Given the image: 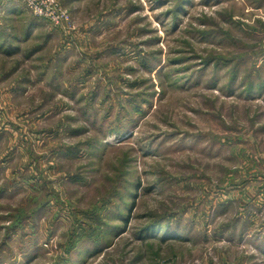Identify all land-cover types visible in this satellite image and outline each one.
I'll list each match as a JSON object with an SVG mask.
<instances>
[{"label": "rangeland", "instance_id": "obj_1", "mask_svg": "<svg viewBox=\"0 0 264 264\" xmlns=\"http://www.w3.org/2000/svg\"><path fill=\"white\" fill-rule=\"evenodd\" d=\"M57 1L0 6V264H264V0Z\"/></svg>", "mask_w": 264, "mask_h": 264}, {"label": "built area", "instance_id": "obj_2", "mask_svg": "<svg viewBox=\"0 0 264 264\" xmlns=\"http://www.w3.org/2000/svg\"><path fill=\"white\" fill-rule=\"evenodd\" d=\"M12 0H0V6ZM24 5L35 17L48 21L53 27L66 28L70 24L68 12L57 0H16Z\"/></svg>", "mask_w": 264, "mask_h": 264}, {"label": "crops", "instance_id": "obj_3", "mask_svg": "<svg viewBox=\"0 0 264 264\" xmlns=\"http://www.w3.org/2000/svg\"><path fill=\"white\" fill-rule=\"evenodd\" d=\"M0 25H1V23H0ZM4 33H6V32H3V33L0 34V40H1V45H3L5 47L6 45H8L7 42H9L10 39H14L15 37L14 36L6 35Z\"/></svg>", "mask_w": 264, "mask_h": 264}, {"label": "trees", "instance_id": "obj_4", "mask_svg": "<svg viewBox=\"0 0 264 264\" xmlns=\"http://www.w3.org/2000/svg\"><path fill=\"white\" fill-rule=\"evenodd\" d=\"M159 223H161V220L159 218H157L154 221L150 222L149 223V226H151V227H158Z\"/></svg>", "mask_w": 264, "mask_h": 264}]
</instances>
